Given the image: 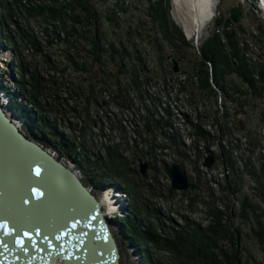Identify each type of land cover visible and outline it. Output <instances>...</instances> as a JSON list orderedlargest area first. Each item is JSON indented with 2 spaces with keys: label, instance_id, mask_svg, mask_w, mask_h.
<instances>
[{
  "label": "rangeland",
  "instance_id": "rangeland-1",
  "mask_svg": "<svg viewBox=\"0 0 264 264\" xmlns=\"http://www.w3.org/2000/svg\"><path fill=\"white\" fill-rule=\"evenodd\" d=\"M77 1L17 0V3L20 2L21 6L24 5L29 8L21 13L22 17L19 19H9L7 18L8 11H4L6 9L4 5L6 2L13 5L16 4L14 0H0V32L2 33L0 35V88L7 97L11 109H15L19 114V118H22H20L21 121L23 120L25 123L22 115L14 107L13 101L17 100L18 103L22 102L23 105H26L27 109L32 108L34 103L31 101L27 102L26 95L20 91L18 83L21 82V76L16 67L19 63H23V67L25 66L27 68L28 75H30L34 71V68L31 67L37 64L40 76L47 83L45 85L47 88L43 90L37 102L53 105L57 109V115L55 116L60 124H64V128L63 126L60 128L64 134V138L72 136L73 134V137L77 140V150L75 153H71L73 157L71 159L61 156L52 148H46L51 153L57 154L58 159L67 161L68 166H71L73 171H78L82 174L84 184L89 188L91 186L96 187V184L88 179L87 173L82 169L86 167V170L89 171V176L92 177L95 171L93 167H90L89 161L91 162V166H94L96 162L100 164L98 162L99 158H107L105 155L106 148L122 155L128 163L124 169L136 170L138 172L139 176L132 172H129V175L126 174L129 176L128 182L131 185L129 191L124 187L121 179L113 177L115 173L112 172L110 166H107V168L103 169L107 176V181H105L107 184L106 189L100 190L94 188L95 191L93 193L99 199H101V196L105 192L112 195V197L116 196L114 197L115 200L112 201L119 208H117L118 214L111 215L110 218L112 220L109 226L118 244L120 253L119 264H146L144 255L140 253L139 247L132 244L131 240L123 236L125 234L122 231L121 224L125 217H130L133 214L131 208L149 204L150 207L159 211L163 217H168V219L172 220L176 227L185 224L183 217H187L188 221L199 224L202 227H208L214 222L213 215L210 213L213 210L211 207L212 202L215 201L214 206L216 210L224 212L222 222L224 223L228 219L227 209L224 203L219 201V198L223 196L221 188L225 185L226 179L229 180L232 178V175H230L232 173V167L227 163V156L222 154L221 149H219L220 146L217 147L212 144L208 146L209 151L217 159H219L221 152V160L225 168H217V166H220L219 164L217 165V159L211 168L205 167L204 163L201 164L202 154L208 150L203 146L206 143H204L202 138H196L194 136L193 142L190 144V139H192L190 132H193V130L188 126L179 124L185 120L179 111L185 113L187 111L185 108L191 110L189 119L192 118L193 121L197 120V125L199 123L202 125L209 121L207 124L208 128L205 125H203V128L212 135L219 136L220 143H222V140L230 141L231 139L233 141V139L239 138L241 141L240 148L242 144L243 146L247 144L242 152L244 154L241 153V149L233 153L236 164L230 157L233 168H236L240 172H244L245 170L243 168L242 158H245L246 162L247 157L260 156L261 149L264 152V122L261 119L264 114V97L257 103L256 109L250 112L249 115L237 114L227 118L225 116L227 113L225 108L227 109L229 105H225V102L221 100V95L217 87L213 84L212 79H210L209 83L212 90L218 93L216 101L211 97H207L206 93L202 95V90L199 87L196 89L187 86L188 75L193 76L190 78L191 81L195 84L198 83L199 86L198 77L193 75L195 72L194 69L198 64L196 56L203 42L209 38L213 31L216 18L220 16L229 17L233 9L240 11L241 28H239V39L243 42L247 41L249 48H251V55L254 58L259 60L261 55L264 56V51L261 49L263 46L259 48L258 45L260 43H257L259 40L253 38V34H255L257 28L259 26L264 27V14L259 9L257 0H219L218 10H214L213 13L215 16L213 15L212 19L206 22L205 26L198 29L191 20V11L183 3L184 0H167L170 19L182 32L186 42L189 44L186 45L185 56L177 58L173 48H170L171 46L157 32H149V26H143L140 32L137 34L134 33L135 38L129 39L128 34L127 37L126 34L120 32L118 35L120 38L118 40L115 39L118 30H113L114 28L107 14H110L112 10V12H116L115 15L120 19L122 24L126 25V28L128 27V23L131 24L130 27L133 32L137 24L147 18L148 0H118L119 5H122L121 7L125 8L127 10L126 12H122L119 7L115 6V1L117 0H107L106 2H103V0L90 1L91 5L100 12V25L103 30L107 31L108 37L118 44L124 35L122 40L126 38L125 45H127V48L133 53L139 52L146 60L147 69L145 70V76H148L149 80L145 81L143 77V81H141V75L139 79L137 78L142 85L140 90L134 93L136 96H131L132 91H129V94L126 96L129 99L128 102L119 98L120 96H118V92L115 89L116 76H113V73H111L110 66H99L95 61L91 62L85 54L80 52L79 54L82 56L80 58L75 50H71L72 48L69 47L70 44L67 40L66 29L60 27L59 21H52L54 23L52 26L50 17L47 14L29 16V13H36V5L38 3L43 8L51 7L60 9L69 18H74L72 17L73 15L79 14L80 17H83L82 29L87 33L89 26L85 23V15L82 16L83 8H81V5ZM211 2L213 8L214 0H211ZM106 8L109 10L107 13ZM176 11L185 18V24L187 23L190 28L195 30L194 34L187 35L185 30L182 29L183 26L181 28L174 20L173 15ZM5 18L7 20L4 24L3 21ZM71 23L73 24L72 20ZM66 24L70 26L68 19H66ZM54 31L56 34H54ZM56 35H59V37ZM192 36L195 38H192ZM4 38L11 41H5ZM33 39L40 45L42 52H34V46L31 44L33 43ZM150 41L151 43H161L163 51L160 52L156 47H153ZM133 44H136L137 47L133 48ZM19 56L22 59H19ZM70 56L75 60L77 58L76 61H79L78 66L70 62ZM176 65L178 71L174 70ZM208 67H211L210 63H208ZM28 75L22 78L27 79ZM235 82L239 83L237 80ZM146 94L154 95L155 103L157 96L168 113L163 111L164 115L162 116V113H160L161 108L158 104H156L158 111H156L157 109L154 105H148L146 102ZM15 95L18 97H14ZM139 95H141V98ZM166 96L168 97L167 99ZM172 100L174 101V105H176V110L173 109ZM144 104L148 106L147 110L150 116L143 109L142 105ZM19 109L22 110L21 106H19ZM169 115L175 116L173 119H177L178 124L171 121L172 119H169ZM51 117H53V114H51ZM161 118H163L165 123L168 122L170 128L179 129L167 130V138L171 141L168 144L172 145H168V147H173V152L169 150L166 153L167 149L163 150V148L160 150L158 141H161L162 138L159 136L157 137V143H150V140L140 142V137H138L140 131L138 130L139 126L143 128V137L149 138L153 134L157 136V128L155 125H151V123L153 120ZM216 119L217 121L215 122L214 120ZM144 123L147 124L146 127ZM160 123H157L158 127H160ZM182 130L185 133H189L187 139L183 135ZM227 130H229L231 137L227 136ZM27 136L31 138L28 134ZM245 139H247L246 142ZM195 140L197 141L195 142ZM224 144L226 149H228L227 144L229 143L225 142ZM162 145L167 146L166 143ZM166 155L169 157H166ZM100 160L102 161L103 159ZM111 160L116 161L114 166L124 164L120 160L117 161V158H111ZM190 161L192 164L190 170L194 168L198 169L195 172L201 177L202 174H207L206 177L208 176L209 179L207 180L211 181L210 184L209 182L206 184L200 180H193L191 178L189 180L190 183L201 186L199 191L189 190L184 192L173 190L171 187V179L163 165L168 166L165 163H178L185 170L189 171L184 164H188ZM258 162L262 164V161L258 160ZM140 163H147L149 165L146 176H142L140 173ZM248 167L253 168L252 166ZM253 169L258 170L256 167ZM207 170L208 172H206ZM84 173H86V176H84ZM243 177L245 182L242 193L251 195L252 191L250 187L253 186V182L250 177L246 175ZM130 192L135 194V199ZM188 193H191V195ZM197 193L200 194L201 198L197 197ZM105 197L109 199L107 195ZM134 200L137 201L138 205H133ZM254 202L264 211V204L262 202L259 203L256 200ZM113 203L111 200L108 201V205H113ZM240 210L239 202L234 200L231 213L234 214L235 212L236 216L230 217V224L233 226L232 229L235 232L237 229L241 232L238 237L239 255L243 263L248 260V264H264V215L261 216V213H258L260 216L258 222H243L238 216ZM103 211L106 214L105 206ZM136 215L141 218L143 214L140 216L138 214ZM254 230H259L260 235L257 236ZM228 240L227 238L221 241L228 244L230 241ZM160 254L167 258L171 257L166 252H160ZM58 264L63 263L58 261Z\"/></svg>",
  "mask_w": 264,
  "mask_h": 264
},
{
  "label": "trees",
  "instance_id": "trees-1",
  "mask_svg": "<svg viewBox=\"0 0 264 264\" xmlns=\"http://www.w3.org/2000/svg\"><path fill=\"white\" fill-rule=\"evenodd\" d=\"M90 1L92 2V0L77 1V3L81 5V8H83L82 16L85 15V23L89 26L87 33L82 29L83 17H80L79 14L73 15L72 17L74 18H69L63 14V11L61 12L60 9L51 7L43 8L41 4H38L36 5V13H29V16L47 14L50 17L52 26L54 24L52 21H59L60 27L66 29L67 40L70 44L69 47L72 48L71 50H75L80 58H82L79 54L80 52L85 54L91 62L95 61L99 66H110L111 73H113V76H116L115 89L118 92V96H120L119 98L129 102L128 97H126L129 91H132V96L135 95V92L140 90L142 85L138 80L140 75L142 77V79H140L141 81H143V77L145 81L149 80V77L145 76V70L147 69L146 60L139 52L133 53L127 48V45H125L126 38L122 40L124 35L121 37L122 39L118 44L108 37L107 31L103 30L100 25L101 14L91 5ZM106 1L107 0H103V2ZM14 3L16 5L8 2L4 5L6 8L4 11H8L7 18L9 19H19L22 17L21 13L29 8L28 6H21L20 2L17 3V0H14ZM115 6L119 7L122 12L127 11L125 8L121 7L122 5H119L118 0L115 1ZM112 11L110 14H107V17L114 28L113 30H118V34H116L115 38L116 40L120 38L118 37L120 32L126 35L128 34L129 37L128 35L127 37L131 39L135 38L134 33L137 34L140 32L143 26H149V32H157L160 37L171 46L170 48H173L177 58L185 56V48L186 45L189 44L186 42L182 32L170 19L167 0H148L147 18L144 19L143 22L138 23L136 28L133 29V32L130 27L131 24L128 23V27L126 28V25L122 24L120 19L115 15L116 12ZM48 12H50L51 15L48 14ZM107 12H109L108 8H106V13ZM239 14L240 11L233 9L229 17L220 16L216 18L213 31L209 38L203 42L196 56L198 64L193 73V75L198 77L199 81V86L198 83H194V88L198 89L199 87V89L202 90V95L206 93L207 97H211L216 101L218 93L212 90L209 83L210 79H212L213 84L221 94V100L225 102V105H229L227 109L225 108L227 112L225 116L227 118L237 114L249 115L250 112L256 109L257 103L264 97V56L261 55L259 60L254 58L251 55V48H249L247 41L243 42L239 39V28H241ZM66 19L69 20L70 26H67ZM70 19L73 21V24ZM6 20L5 18L3 21L4 24ZM6 27L8 26L6 25ZM54 34H56L55 31ZM0 35H2L1 32ZM5 36L8 37L7 35ZM56 36L59 37V35ZM24 37L28 38L27 36ZM253 38L259 40V42H257L260 43L258 46L259 48L263 46L261 49L264 51V27L259 26L255 34H253ZM4 39L8 41V39ZM32 42L33 43H29L34 46V52H42L40 45L35 39H33ZM151 44L160 52L163 51L161 43L158 44L155 42ZM132 47L136 48L137 46L133 44ZM19 59H22V57L19 56ZM69 60L73 65L78 66L79 61H76L77 58L75 60L70 56ZM208 63L211 64L210 68L208 67ZM16 68L19 70V75L21 76V82L18 83L20 91L26 95L25 98L27 102L31 101L34 103L32 107L33 110L32 108L27 109L26 105H23L22 102L18 103L17 100H15L16 103L13 101L14 107L25 120L24 130L27 132L26 134H28L31 139L43 144L45 148H52L61 156L70 159L73 158L71 153H75L77 150L76 138L73 137V134L72 136L65 137L66 139L64 138V134L60 130L61 126L64 128V124H60L55 116L57 115V109H55L53 105L37 102L43 90L47 88L45 86L47 84L46 81L40 76L38 65L35 64L34 67H31L34 68V71L30 73V75H28L27 68L25 66L23 67V63H19ZM25 75H28L27 79L22 78ZM192 77L193 76L188 75V79ZM235 80L239 81V83H236ZM14 97L18 96L15 95ZM139 97L141 98V95H139ZM157 100L158 102L156 103H150V105L152 104L156 107V111H158V106L161 108V100H159L158 97ZM156 104H158V106H156ZM19 106H21L22 110L19 109ZM165 111L168 113L167 109H165ZM51 114H53V117H51ZM169 119L173 121L172 115H169ZM261 119L264 122V114ZM185 121V123H188L189 127L198 126L196 125L197 120L193 121L187 116H185ZM214 121L216 122L217 119ZM152 122L156 125V128H162L168 125V122L165 123L163 118L155 119ZM173 122L175 123V121ZM157 123H160V127H158ZM190 133V136L194 138V132ZM227 133V136L231 137L229 130H227ZM200 138L204 140V143L212 144L211 133H206L201 130ZM224 141L225 140H222V143L219 141V146L222 154L227 156V163L232 167V173H230L232 178L229 180L226 179L225 185L221 188L223 196L219 198V201L224 203L227 209L228 219L225 220L224 223L222 222L224 212L216 210L214 206L215 201H213L212 198L211 201L213 202L211 207L213 210L210 214L213 215V224H210L208 227H202L199 224L188 221L187 217H183L185 224L176 227L172 220L168 219V217H163L159 211L150 207L149 204H144L140 207L137 201L134 200L135 202L133 205L136 204L138 206L131 208L133 214L123 219L124 221L121 224V228L125 234L123 236L131 240L132 244L139 247L140 253L144 255L146 264L249 263L248 260L243 263L239 255L238 237L241 232L239 229H237L236 232L232 229L233 226L230 224V217L236 216V213L234 212V214H232L231 209L234 206V200L238 201L241 209L238 216L243 222H258V218L260 217L258 213H261V216L264 215V211L254 202V200H256L264 204V164L256 171L253 169L255 165L252 161V157H247L246 162L245 158L241 159L243 168H245L244 172H240L236 168H233L232 159L236 164L233 153L236 152V150H240V145L236 142V139H233V141L230 139V141H225L229 143L227 144L228 149H226ZM107 149L108 148H106L105 154L107 158H99L98 162H100V164L96 162L94 166H91V162L89 161L90 167H93L95 171L93 176L90 177L88 174L89 171L86 170V167H83L82 170L87 173H84V176L87 175L88 179L96 184V189H106L107 184L105 181H107V176L103 169L110 166L112 172L115 173L113 177L121 179L124 187L129 190L131 185L128 182L129 176L127 175H129V172H132L139 176L138 172L136 170L124 169L128 163L122 155ZM111 158H117V161L120 160L124 164H120L119 162L122 166H114L116 161L111 160ZM100 159L103 160L101 161ZM248 166H252L253 168H249ZM244 175L250 177L253 182V186L250 187L252 191L251 195L242 193L245 182L243 179ZM188 194L191 195V193ZM131 195L135 199V194L131 193ZM197 195V197L201 198L200 194L197 193ZM136 214L139 216L143 215L140 218L137 217ZM254 232L257 236L260 235L259 230H254ZM227 238L230 240H228V244L221 241ZM160 252L169 253L171 257H164Z\"/></svg>",
  "mask_w": 264,
  "mask_h": 264
},
{
  "label": "water",
  "instance_id": "water-1",
  "mask_svg": "<svg viewBox=\"0 0 264 264\" xmlns=\"http://www.w3.org/2000/svg\"><path fill=\"white\" fill-rule=\"evenodd\" d=\"M174 70L178 71L177 65ZM19 130L0 104V154L6 157L12 156L13 159L15 157L18 163L25 165L27 170L22 167V174H26L25 179L31 182L32 191L40 193L39 197L34 196V201L31 202L34 212L28 213L24 207L18 206L15 210H12L14 208L8 210L9 199L0 195V221L7 222L10 231L20 228L19 235L28 232L32 236V239L26 242L27 251L22 250L17 244L13 245L14 242L8 244L6 251L0 248V264L9 262L10 264H52L56 258H60L64 264H118L120 259L118 244L95 196L83 186V182L75 176L71 166H67L68 168L65 166L67 165L64 163L65 160L58 159L41 143ZM215 160V156L209 155L204 166L211 168ZM164 168L171 179L173 190L186 192L201 189L200 185L189 182L179 164L175 163ZM148 169L147 163H140L142 176H146ZM0 190L3 189L0 187ZM49 190L52 192L51 196ZM74 199L79 201V205L86 201L84 208L80 209L82 212L75 218L67 211L72 209ZM42 200L49 201L52 206L50 219L37 218ZM47 209L48 205L45 204L41 210L45 212ZM62 214L64 218L56 216ZM66 217L75 221L70 224ZM37 230L41 233L40 236L36 235ZM14 234L11 237H4L3 230H0V238L7 241H14ZM57 236L60 239H57ZM13 249L18 252L13 253ZM19 252L24 254L23 259L26 256L28 262H21Z\"/></svg>",
  "mask_w": 264,
  "mask_h": 264
},
{
  "label": "bare ground",
  "instance_id": "bare-ground-1",
  "mask_svg": "<svg viewBox=\"0 0 264 264\" xmlns=\"http://www.w3.org/2000/svg\"><path fill=\"white\" fill-rule=\"evenodd\" d=\"M183 3L186 5L187 9L189 11H191V14H190V16L192 17L191 20L195 24L196 28H198V29H200L203 26H205L206 22H208L210 19H212L213 15H214L213 14L214 13V10H218V6H219V0H214V2H213V6L214 7L213 8H212V2H211V0H184ZM173 16H174V20L181 26V28L183 26L182 29L185 30V32L187 33V35L194 34V31L195 30L192 29V28H190L187 25V23L185 24V21H186L185 18L178 11H176ZM192 38H195V37L192 36ZM164 99H165V96H164ZM0 104L3 107L6 115L10 118V120L12 122H14V124L16 126H18V128L20 129L19 131L22 134L27 135L26 132H25V130H24V124H23L24 121L23 120H22L23 122L21 121L22 118L21 117H20L21 119L19 118V114L15 111V109H13V108L11 109V105L9 104L8 99L5 96V94L1 91V88H0ZM160 106H161V102H160ZM185 109L187 110V111H185V113H187L188 115L179 111L180 115L182 114L184 116V119H185V116H187L189 118V115H190V112H191V110H188L187 108H185ZM163 111H165V109ZM172 117L175 118V116H172ZM173 121H175V123L178 124V120L177 119H173ZM182 123H185V120ZM187 135H189V133H187ZM55 155L58 158V155L57 154H54V156ZM252 161H253V163H254V165H255V167L257 169H260L262 167L261 165L264 164V160H262V164H259V162H258L257 159L255 160V159L252 158ZM64 163L67 164V165H65ZM64 163L63 164L66 167L69 165L67 163V161H65ZM22 167L24 168L25 171L27 170L26 169V166L25 165H22L21 163H18V160H16L15 157L13 159L12 156L11 157H9V156L6 157L2 153L0 154V187L3 189V190H0V195L2 197H7L9 199L10 202H8L7 204L10 205V208L8 210H10L12 208H14L12 210H15L16 209L15 207L18 206V207H24L26 209L25 211H27L26 213H28V212H34L33 211L34 210V207L32 206L33 203H31V202L34 201V198H35L34 196H36V193L37 192L32 191V188H33V187H31L32 184H31V182H28V180L25 179L26 178V174H24V175L22 174V172H23V168ZM73 172L75 173V176H77V178L81 182H83V186L92 195L95 196V194L93 192L95 191L94 188H96V187L91 186L89 188V187L85 186L84 180H83V175L80 174L78 171H73ZM34 173H36V172H34ZM52 191H54V189ZM49 192H50V196H51L52 192L50 190H49ZM41 195L44 196V194H41ZM105 195H107V197L109 199H107L105 197ZM114 197H116V196H114ZM114 197H112V195H109V193H106V192H105V194H103L101 196V199H99V197L95 196L96 200L98 201V203L100 205L101 212L103 213L104 217L108 221V223H107L108 226L110 225L109 223L112 220L110 218L111 215L112 214H118V209L119 208L112 201V200H115ZM81 200L83 201V199H81ZM109 200H111V202L113 203V205H108V201ZM78 202H77L76 199H74V204L72 203V206H73L72 209L71 210H67L68 213H70L73 218H75V217H77V216L80 215V212H82V210H80V209L84 208L83 206H84V204H85L86 201H84V203L82 202L80 205L78 204ZM119 202H120V200H119ZM45 204L48 205V209L45 212H43L41 209L45 206ZM104 206L106 208V214L107 215L103 211ZM39 207H41V209H40L41 212L39 211L38 214H37V218L38 219H41V218H45V219L49 218L50 219V218H52L51 217L52 214H50L51 211H52V209H51L52 206H50L49 201L48 202L47 201L46 202L43 201V203H41V205ZM5 210L7 211V209H5ZM63 212H65V211H63ZM55 213H56V211H55ZM56 216L57 217H62L63 214L60 215V216L59 215H56ZM56 216H54V217H56ZM64 217H62V218H64ZM67 220H68V223H70V224L75 221L74 219H71L69 217L67 218ZM109 229H110V226H109ZM110 231H111V229H110ZM25 240L26 239H23V241H25ZM118 251H119V249H118ZM56 259L59 260V258H56ZM56 259L53 262V264H58V261ZM118 264H119V262H118Z\"/></svg>",
  "mask_w": 264,
  "mask_h": 264
},
{
  "label": "built area",
  "instance_id": "built-area-1",
  "mask_svg": "<svg viewBox=\"0 0 264 264\" xmlns=\"http://www.w3.org/2000/svg\"><path fill=\"white\" fill-rule=\"evenodd\" d=\"M38 4H40V3H38ZM168 82V81H167ZM167 82H165V83H167ZM167 85V84H166ZM187 86L189 87V88H194V83L191 81V79H188V83H187ZM221 95V94H220ZM154 95H146V102H147V104L148 105H150V103L151 102H155V99H154ZM168 97L166 96V99H167ZM156 102H158V100H157V96H156ZM171 103H173V109H177L176 108V105H174V101L172 100L171 101ZM162 104V103H161ZM143 106V109H145L146 110V113L148 114V110H147V108H148V106L146 105V104H144V105H142ZM163 110H164V105L162 104L161 105V110H160V112L162 113V116H163ZM149 115V114H148ZM150 116V115H149ZM209 123V121H207L205 124H198V126L197 127H190V129H192L193 130V132H194V136L196 137V138H200V133H201V130L202 131H204V132H206V133H210L209 131H207V130H204L205 128H203V125H205V127L206 128H208L207 127V124ZM180 125H183V126H188V123H179ZM144 125H145V127L147 126V124H145L144 123ZM151 125H155L153 122L151 123ZM156 126V125H155ZM208 126H210V125H208ZM189 127V126H188ZM142 127L141 126H139V128H138V130H140L139 131V133H138V137H140V142H147V141H149L150 140V143H157V141H158V139H157V137L159 136L160 138H162V140L161 141H158L159 143V145H160V150H162V148H163V150H166L167 149V152L166 153H168L169 152V150L170 151H172L173 152V147L172 148H169L168 147V145L169 146H172L171 144H168V143H170L171 141H170V139H168L167 138V130H179V129H172V128H170V126H168V125H166V127H163V128H157L156 129V132H157V136H155L154 134L152 135V136H149V138H145V137H143V134H142ZM181 131V130H180ZM182 132H183V135L186 137V139H187V133H185L183 130H182ZM136 133V132H135ZM211 137H212V145H214V146H217V147H219V141H220V139H219V136H217V135H212L211 134ZM246 140L247 139H245V142H246ZM197 140H195V142H196ZM193 142V139H190V144ZM236 142H238L239 143V145H241V141L239 140V138H236ZM163 143H166L167 144V146H165V145H162ZM189 144V145H190ZM246 145L247 144H245V146H243V144H242V146H241V153L244 151V149H245V147H246ZM203 146H204V148L205 149H208L209 147V144H203ZM220 149V148H219ZM261 151V155L260 156H253L252 158L253 159H258L259 161H262V160H264V152L262 151V149L260 150ZM219 152H220V150H219ZM147 154H149V153H147ZM213 155L212 153H211V151H209V149L208 150H206L205 151V153H203L202 154V161H201V164H203V163H205V159H206V157L208 156V155ZM242 154H244V153H242ZM214 156V155H213ZM219 156V155H218ZM166 157H169L168 155H166ZM189 158V157H188ZM215 158L217 159V157L215 156ZM171 159V158H170ZM218 161H217V165L219 164L220 166H217V168L219 167V168H225L224 167V164L222 163V160H221V152H220V156H219V159H217ZM166 165H168V166H171L172 164H175V163H165ZM178 164V163H177ZM184 165H186V167L188 168V170L189 171H187V170H185L184 169V167H181L182 168V170L186 173V171H187V173L189 174V176H188V174L186 173V175H187V177H188V179L190 180L191 178L193 179V180H200L201 182H203V183H206L207 184V182H209V184H210V182L211 181H209V180H207V179H209L208 178V176L206 177V175L207 174H202V177L199 175V174H197L196 172L198 171V169H196V168H194V169H191L190 170V168H191V166H192V164H191V161L188 163V164H184ZM164 167H165V165H163ZM183 166V165H182ZM196 171V172H195ZM206 172H208V170L206 171Z\"/></svg>",
  "mask_w": 264,
  "mask_h": 264
},
{
  "label": "snow or ice",
  "instance_id": "snow-or-ice-1",
  "mask_svg": "<svg viewBox=\"0 0 264 264\" xmlns=\"http://www.w3.org/2000/svg\"><path fill=\"white\" fill-rule=\"evenodd\" d=\"M37 175H39V170H37ZM36 195H37V197H39L40 193H36ZM73 226H75V225H73ZM0 230H3L4 237H11L13 234V231L9 230L7 222H4V221H0ZM23 235L28 237L29 240L32 239V236L28 232H24ZM36 235L37 236L41 235L39 230L36 231ZM57 239H60V237L57 236ZM12 242L16 243L18 246H20L25 251H27V249L24 246V241L19 236H17L14 241L9 240L8 242H6L4 238H0V248H3L6 251L8 249V244L12 243Z\"/></svg>",
  "mask_w": 264,
  "mask_h": 264
}]
</instances>
